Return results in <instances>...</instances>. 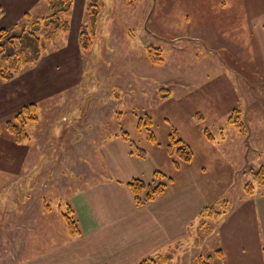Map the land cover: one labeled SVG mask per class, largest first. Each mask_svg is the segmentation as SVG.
Instances as JSON below:
<instances>
[{
	"label": "rangeland",
	"instance_id": "obj_1",
	"mask_svg": "<svg viewBox=\"0 0 264 264\" xmlns=\"http://www.w3.org/2000/svg\"><path fill=\"white\" fill-rule=\"evenodd\" d=\"M72 2V12L64 17L69 32L44 38L55 54L41 57L47 64L41 68L44 75L39 77L41 81L49 76L56 80L68 77L70 85L74 80L76 86L66 110L74 117L82 112L86 116L103 115L102 122L108 128L105 126L106 131L90 150L97 165L81 178L75 174L74 181L71 174L60 180V186L51 191L52 214L40 216L48 228L36 231L34 227L24 240L20 238L23 246L19 252L15 250L18 245L7 247L10 260L19 261L21 257L24 264H64L48 259L51 252L72 243L62 222L67 213V193L86 192L96 198L91 205L97 216L113 223V216L122 212L117 205L119 199L123 200L125 194L130 196L127 183L140 180L150 184L153 173L158 171L173 181L165 182L164 197L139 210L136 256L114 264H138L160 256L168 257V264H197L198 257L204 261L210 258V264H264V185H258L252 175L264 167V0H99L100 14L88 52L77 45L75 37L79 25L86 24L88 0ZM47 13L46 0H0V30L30 28L27 14L37 20ZM46 33L41 30L38 36L43 38ZM150 46L161 50L163 65L148 62L146 52ZM56 83L57 89L62 88V83ZM25 88L36 86L24 85ZM44 88L46 84L41 90ZM160 89L169 90L171 96L159 99ZM58 94L62 100V94ZM7 105L4 100L0 108ZM234 109L246 126V136L228 122ZM146 116L152 121L157 145L147 139L145 130L137 129L139 120L144 123ZM10 119H3L1 124ZM171 128L193 155L191 163L179 162L178 168L177 158L165 151ZM101 138L106 144L98 145ZM133 145L145 152L144 159L129 154L134 151ZM106 148H110L109 164L106 161L101 165L99 159L104 158ZM0 149L2 221L9 206H13L16 216L19 214L23 197L20 189L35 188L36 178L30 176L33 182H28L27 187L19 180L12 182L8 172H19V151L4 145ZM79 151L76 147L72 153L77 157ZM247 183L253 185L252 195L244 191ZM223 202L228 204L225 214H203L202 209L209 207L223 211ZM174 209L181 213H174ZM169 210L172 214H168ZM78 218L80 234L87 225L96 223L94 219L97 221L75 219ZM163 224L169 229L167 233L172 230L170 237L182 230L188 238L159 246ZM105 233L116 234L114 228ZM102 236L103 233L100 238H106ZM71 243L70 251L77 256V263L83 253L87 255V241L82 238L75 245ZM35 257L39 260H31ZM27 260L31 261L26 263ZM0 264L9 261L1 260Z\"/></svg>",
	"mask_w": 264,
	"mask_h": 264
},
{
	"label": "crops",
	"instance_id": "obj_2",
	"mask_svg": "<svg viewBox=\"0 0 264 264\" xmlns=\"http://www.w3.org/2000/svg\"><path fill=\"white\" fill-rule=\"evenodd\" d=\"M71 3H73L72 0ZM72 6L73 4H71L68 14L72 12ZM80 26L81 24L79 27ZM79 27L75 36L77 38ZM52 50L54 49H49L47 47L41 57L46 58L47 56L55 54L52 53ZM41 57L34 63L25 66L12 80L3 81L0 79V103L4 100L8 102L7 106L0 108V124L3 119L11 117L10 120H6L4 124H1L0 126V145H4L6 148L15 152L17 150L19 151L18 161L16 162L17 165H19V172L13 173L10 170L8 172L12 175L10 179L12 182L19 180L21 183L23 182L22 184L25 187H27L28 182H33L30 180V176L35 175L36 178H34L36 186H33L35 188H30L31 190L29 191H22V189H20L23 197L21 198L22 201L18 209L19 214L16 216V213L14 212L15 210L12 209L13 206H9L7 217L0 221V261L8 259L9 264H24L25 260L20 257L19 261H11L7 254V247L10 245H18L15 250L19 252L23 246L20 238L26 237L29 231L34 229V227L36 228V231L48 228V223H45L40 216L52 212V202L50 201L52 196L51 191L54 187L60 186V180L70 177L71 174V180L74 181L76 179L75 174L79 173L78 176L81 178L82 176H85L86 172L91 173V167L97 165L95 160H93V157L90 156V150L93 148L99 135L106 131L105 126L108 125L107 123V125H105V122H102V120H104L103 115L94 113L93 117V115L89 114L86 116V114L82 112L78 117H74L73 112L70 114V111L66 110L70 105V97H73L76 82L73 80L70 85L68 77L67 79L56 80L50 76L41 81L39 75H44V70L41 68L43 65L47 64L42 62L43 59H41ZM53 67L58 69L56 65H53ZM27 78L28 80L25 83L24 81ZM56 82L62 83V88L57 89L54 86L58 84ZM43 84H46L47 88L41 90ZM24 85L36 86V89H23ZM52 86H54V88H52ZM10 88H12V90H10ZM103 91L104 90H102V93ZM58 93L62 94V100H59L60 97ZM107 97L108 99H111L110 96ZM56 98L58 99L56 100ZM29 105L35 106L36 119L24 123V131L27 136L23 137L20 142H15L5 132V125L7 122L14 120L18 111ZM4 111L6 112L4 113ZM118 115L120 114L116 113V116ZM102 128H104V131H102ZM32 135H35L36 138L33 139ZM115 139H117V137L114 138L113 142L116 141ZM103 143V138L98 140V145H102ZM105 146H108V144ZM76 147L80 149L79 153L76 154L78 155L77 157L72 153V150L76 149ZM87 149L89 152H86ZM109 149L106 148L104 152L102 151V155L106 160L104 158L99 159L101 165H104L108 160ZM75 158L76 161L74 160ZM76 164L78 165L76 166ZM107 164H109V161H107ZM93 169L95 170V168ZM64 173H68V175H64ZM13 193H15L14 190ZM85 193L69 192L66 196L67 211L70 208L74 219L80 217L82 221L84 219L89 221L90 219L97 218V221L94 219V222L96 223L92 222L91 225H87L86 230H84L85 233L83 232L77 236H71L68 234V231H66L67 234L73 238V245H75L76 240L80 242L82 238L87 241V249L84 250L87 255H84L83 253L77 263L114 264L115 262L122 263L125 259H133L136 256L134 255V248L137 247V240L139 238L136 233L139 231V225H141L140 215L138 214L139 210L144 207L135 206L131 193L130 196L125 194L124 199L121 201L119 199L117 204L118 209H122L120 216H113V223L107 221L104 222L102 216H97V213L91 205V200L96 198H91L89 194ZM164 196L165 195H163V197ZM70 204L75 205L76 208L73 207L72 209ZM81 210L84 211L85 214L81 213ZM173 212L181 213V210L179 212V209H174ZM169 213L172 214V211L169 210L168 214ZM166 214L167 213H165V215ZM137 215L139 219L134 221V216ZM62 218V222L66 226L64 215ZM38 219H41V223L38 222ZM78 220H76V223L79 227L80 220ZM80 228L79 230L81 232L82 229ZM112 228H114L116 234L110 233L107 235L105 231ZM6 231H13V233ZM162 231L161 237L163 238L158 242L159 246L168 245L175 239L188 238V234L182 232V230L178 233H174L173 238L170 237L173 234L172 230L167 233L169 229L166 230L164 224ZM101 233H103L102 237H106L105 239L100 238ZM170 233L172 234L170 235ZM76 237H78V239H75ZM90 237H92L91 240L88 239ZM22 240H24V238ZM70 243H66L68 246L67 248L63 247V245L56 252H51L52 255L48 261L51 263L63 262L64 264H77L75 260L77 259V256L75 257L74 251H70ZM39 257L44 258L41 255ZM39 257H35L31 260L37 261L39 260ZM31 260H27L26 263Z\"/></svg>",
	"mask_w": 264,
	"mask_h": 264
},
{
	"label": "trees",
	"instance_id": "obj_3",
	"mask_svg": "<svg viewBox=\"0 0 264 264\" xmlns=\"http://www.w3.org/2000/svg\"><path fill=\"white\" fill-rule=\"evenodd\" d=\"M48 5V13L41 19L31 20L29 15L26 17L30 21V28L20 27L17 29L0 30V79L3 81L12 80L17 76L21 70L28 64L34 63L39 60L43 52L46 50L45 37H53L61 33H67L70 29L68 22L64 17L68 14L71 8V0H46ZM99 0H88L87 6V20L85 25L80 26L78 33V46L85 52H88L93 44L94 34L97 28V22L99 17ZM44 30L47 32L43 38L39 37V32ZM146 57L148 62L153 66H161L164 60L161 56V50L150 46L147 49ZM171 93L169 90L160 89L158 92L159 99L169 98ZM36 108L34 105H29L22 110L18 111L13 121H9L5 125V132L15 142H20L23 137H26L24 131V123L26 121H33L35 117ZM16 122V123H15ZM228 122L233 124L242 135H247V129L243 121L241 120L239 111L234 109L231 116L228 118ZM139 131L145 130L147 139L153 144L157 145V140L152 132V121L149 116L145 117V122L139 120L137 124ZM122 132V139L126 133ZM134 151H131V155L138 156V158L144 159L145 152L135 145ZM165 151L168 156L177 158L178 162H175V166L178 168V163L189 164L193 159L190 147L180 138L178 132L171 128L167 137V143L165 145ZM253 179L258 185H264V167H260L257 171L252 173ZM172 182V179H168L162 172L153 173V182L145 185L140 180H132L127 183L130 189L132 200L135 206L141 207L146 204L154 202L156 199L162 197L165 194L166 183ZM244 191L248 195L253 194V185L247 183L244 186ZM227 202H223V211H215L214 208L202 209L203 214L215 217L225 214L227 208ZM65 223L67 226L68 234L71 236H77L80 234V230L77 226L76 220L71 214L70 208L67 213L64 214ZM222 257L220 251L217 253ZM210 258L204 261L202 257H198L197 264H210ZM169 259L166 256H160L156 259H144L139 264H168Z\"/></svg>",
	"mask_w": 264,
	"mask_h": 264
}]
</instances>
